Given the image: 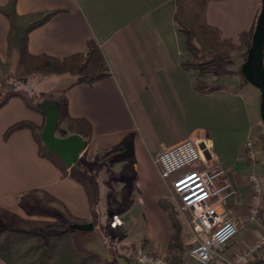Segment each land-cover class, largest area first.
Listing matches in <instances>:
<instances>
[{
	"label": "crops",
	"instance_id": "crops-1",
	"mask_svg": "<svg viewBox=\"0 0 264 264\" xmlns=\"http://www.w3.org/2000/svg\"><path fill=\"white\" fill-rule=\"evenodd\" d=\"M260 5L261 0L212 2L207 20L225 38L237 43L240 34L247 33L250 42ZM174 10L175 0H0V63L11 56L19 59L22 38L28 40L32 55L57 58L83 53L89 41H96L112 75L94 84L73 86V82L64 91V105L56 102L61 137L80 135L85 140L82 161L88 151L117 149L132 136L131 154L144 181L161 177L157 159L162 152L185 140H201V148L225 170L224 181L232 185L233 195L219 206L232 215L242 233L228 247L229 253L239 252L256 241L246 215L252 195L249 177L264 178V151L256 146L258 138L252 137L255 128L264 125L261 115L255 124L247 118L239 93L216 85L222 77L209 80V89L195 85L199 71L183 67L190 56L182 46ZM232 81L258 99L246 79L236 76ZM214 115L218 116L215 128L207 123V116ZM22 121L43 125L45 116L20 97L0 108V220L8 225L3 228L45 234L55 224L92 223L95 229L96 211L86 187L73 174L75 167L63 176L52 160L40 155L30 130L4 138L11 126ZM250 138L257 160L248 159L245 152ZM145 183L150 192L138 213L143 222L139 234L146 238L148 251L163 254L172 226L156 203L160 192L156 181ZM182 256L184 264H196L189 252ZM0 264H4L1 259Z\"/></svg>",
	"mask_w": 264,
	"mask_h": 264
},
{
	"label": "rangeland",
	"instance_id": "rangeland-1",
	"mask_svg": "<svg viewBox=\"0 0 264 264\" xmlns=\"http://www.w3.org/2000/svg\"><path fill=\"white\" fill-rule=\"evenodd\" d=\"M262 9V0L260 5L259 14ZM259 16V15H258ZM171 35H174L171 32ZM182 39V46H186L185 37L180 34ZM249 36L247 38L248 48L240 53H234L230 56L231 64L216 63L208 68L205 73L199 72V79L196 84L200 90L209 89L212 85L210 82L214 77H222L220 81L217 82V86H221L231 92L236 91L239 93L242 104H244V112L247 118H250L251 123L255 124L257 116H260V104H261V93L256 88L254 91L258 94V99L250 93L247 89H240L237 84L233 81L236 76L245 79L242 73V66L244 64L245 58L247 56L248 50L251 46V40L249 42ZM185 49V48H184ZM23 68L19 64L18 60H15L12 56L7 62L0 63V83H4L5 86H14V89L6 88L0 96V101L4 100L10 93L21 95L29 101V103L38 108V105L45 100L60 102L64 105V94L65 90L75 81V77L72 75H49L41 73L25 74ZM198 71V70H197ZM218 79V78H217ZM210 80V81H209ZM226 86V87H225ZM20 97V98H21ZM240 100V102H241ZM258 100V101H257ZM215 101V100H213ZM197 114H202L196 111ZM204 115H207L204 112ZM199 116V115H198ZM200 117V116H199ZM208 117V125L217 126V115ZM261 118V116H260ZM207 120V119H206ZM204 124V119H201ZM58 137H61V131L56 132ZM253 139H257V148L264 151V127L255 128L253 132ZM262 137V138H261ZM133 137H128L125 142L117 149L111 151H89L83 155L80 169L78 167L74 168L73 174L77 179L83 183L86 187L89 196L92 201L93 208L96 211L95 214V229L92 231H78L74 236V243L78 249L84 250L89 254H94L102 258V264H110L114 261L124 263V259L129 257L133 264H136L134 256L137 250L141 248L144 252L151 253L147 250L145 237L139 234L140 227L143 222L139 220L138 213H140V206L142 203L146 204L147 194L150 192L149 185L146 181H156L157 191L159 192L158 199L156 203L164 210L167 218L172 226V234L174 232L173 219L179 222L182 226V242L183 246L186 248L185 252H189L192 245V240L194 237L195 224L193 223L194 213L192 210H182V201L174 193V184L172 181L175 177L184 172L179 171L176 175H173L167 182L162 178L158 179L148 178L146 181L140 179L139 173L136 170L135 160L133 159ZM252 140V138H250ZM253 141V140H252ZM41 149L46 150L41 137L38 142ZM46 154L53 156L56 161L62 165V167L67 168L57 157L49 153L47 150ZM205 158L207 159V164L209 166L217 165V161L208 156L205 153ZM90 162H89V161ZM69 169V168H67ZM191 169H203L202 164H196L191 167ZM195 172V171H190ZM193 174V173H192ZM151 175V174H150ZM259 176V175H258ZM74 177V176H73ZM152 177V175H151ZM263 180L264 187V178ZM224 180V179H223ZM158 181V182H157ZM250 182V181H249ZM222 184L219 181L215 186ZM176 185V184H175ZM159 186V188H158ZM252 189L250 206L247 210L246 221L253 225V229L256 235V241L251 243V247L256 242L264 238V226L259 220V212L256 215V221H251V205H253V199L256 196ZM259 204V210L262 207V197ZM223 212H228L223 209ZM229 213V212H228ZM245 214V213H244ZM127 215V216H126ZM231 215V214H230ZM114 216L123 217L128 225L131 223L134 227L125 226L124 224L117 228H112L111 223ZM125 216V217H124ZM1 217V216H0ZM173 218V219H172ZM3 223L0 220V230L4 229ZM52 231L62 226L57 224L52 225ZM11 228H15L14 225L10 224ZM49 232L45 231V236H48ZM242 236V233L237 234L235 240H238ZM84 237V240L83 238ZM233 241V242H234ZM232 242V243H233ZM231 243V244H232ZM264 253V249H262ZM260 252V253H261ZM152 254V253H151ZM161 255L170 261L171 254L169 248L167 247L163 254L153 253Z\"/></svg>",
	"mask_w": 264,
	"mask_h": 264
},
{
	"label": "trees",
	"instance_id": "trees-1",
	"mask_svg": "<svg viewBox=\"0 0 264 264\" xmlns=\"http://www.w3.org/2000/svg\"><path fill=\"white\" fill-rule=\"evenodd\" d=\"M219 1L225 0H175L173 20L179 33L186 39L190 57L183 63V67L187 70H198L202 74L216 63L231 64L232 54L240 53L248 48L247 33H241L238 42L235 43L225 38L217 28L209 24L207 20L209 4ZM53 14L56 12L48 13L45 18ZM18 60L25 74H69L75 77L73 86L94 84L112 75L102 49L94 40L89 41L88 48L83 53L57 58L49 55H32L28 48V40L22 38ZM6 88L12 90L14 86H5L3 82L0 83V96ZM14 97H21V95L10 93L0 102V108ZM21 98L31 110L43 113L37 107L32 106L27 99ZM44 127L45 122L43 125H37L30 121H22L11 126L4 138L8 140L14 133L27 129L32 132L38 143ZM45 152L46 150L40 149V155L52 160L61 169L63 176H66L68 169L62 167L53 156ZM75 166L80 168L81 162L79 161ZM262 201L259 220L264 226V193ZM172 221L174 232L168 244L171 254L170 263L184 264L182 255L186 248L182 242V226L175 219ZM80 225L82 224L60 227L57 228L58 231H52L51 228L54 226H48L46 228L49 232L48 236L35 232L1 229L0 259L4 264H102L101 257L78 249L75 245L74 236L79 231L77 228ZM110 264L122 263L114 261ZM123 264L133 263L129 257H126ZM243 264H264V253L255 254Z\"/></svg>",
	"mask_w": 264,
	"mask_h": 264
},
{
	"label": "built area",
	"instance_id": "built-area-1",
	"mask_svg": "<svg viewBox=\"0 0 264 264\" xmlns=\"http://www.w3.org/2000/svg\"><path fill=\"white\" fill-rule=\"evenodd\" d=\"M201 142L195 139L185 140L162 152L157 159L161 177L167 181L173 175L180 173L179 171L190 169L178 174L172 181L174 193L182 201V210L195 212L193 246L189 251L190 259L196 264H243L255 254L263 251L264 238L242 251L228 252V247L239 233V228L232 215L223 212L219 205L230 198L234 191L232 185L223 180L226 176L225 170L219 164L213 166L207 164ZM245 152L248 159L257 160L256 147L250 139L245 144ZM196 164H202L203 169H191ZM192 170L195 172H190ZM191 179L194 180L188 186H183L184 182ZM219 181H222V184L216 187ZM249 181L256 195L252 201L250 217L251 221L255 222L264 188L263 180L258 175L252 174ZM202 191H204L202 194L195 197ZM196 200L200 201L193 203ZM122 225L123 221L119 216H114L111 223L112 228ZM134 260L136 264H171L167 258L144 252L141 248L137 250Z\"/></svg>",
	"mask_w": 264,
	"mask_h": 264
},
{
	"label": "water",
	"instance_id": "water-1",
	"mask_svg": "<svg viewBox=\"0 0 264 264\" xmlns=\"http://www.w3.org/2000/svg\"><path fill=\"white\" fill-rule=\"evenodd\" d=\"M242 73L246 81L261 93L260 115L264 125V0H262V9L252 34L251 46L242 66ZM38 109L44 113L46 120L41 133L45 149L67 168L74 167L85 149V140L80 135H70L64 138L57 136L60 112L56 102L45 100L38 105ZM93 229L92 223L80 225L77 228L79 231H92Z\"/></svg>",
	"mask_w": 264,
	"mask_h": 264
},
{
	"label": "bare ground",
	"instance_id": "bare-ground-1",
	"mask_svg": "<svg viewBox=\"0 0 264 264\" xmlns=\"http://www.w3.org/2000/svg\"><path fill=\"white\" fill-rule=\"evenodd\" d=\"M194 179H191V180H188V181H186V182H184L183 183V186H188L189 185V183H191L192 181H193ZM177 182H179V181H177ZM185 186V187H186ZM204 191H202V192H200L199 194H197L195 197H197L198 195H200V194H202ZM195 197H193V198H195ZM193 198H191V200L193 199ZM200 200H196L195 202H193V203H196V202H199Z\"/></svg>",
	"mask_w": 264,
	"mask_h": 264
}]
</instances>
